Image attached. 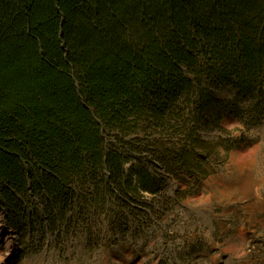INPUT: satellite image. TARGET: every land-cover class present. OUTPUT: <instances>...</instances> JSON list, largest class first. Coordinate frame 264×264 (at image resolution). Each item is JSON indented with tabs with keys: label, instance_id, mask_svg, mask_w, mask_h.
<instances>
[{
	"label": "trees",
	"instance_id": "trees-1",
	"mask_svg": "<svg viewBox=\"0 0 264 264\" xmlns=\"http://www.w3.org/2000/svg\"><path fill=\"white\" fill-rule=\"evenodd\" d=\"M224 113L264 125V0H0V215L25 240L109 203L150 227L246 142Z\"/></svg>",
	"mask_w": 264,
	"mask_h": 264
},
{
	"label": "rangeland",
	"instance_id": "rangeland-1",
	"mask_svg": "<svg viewBox=\"0 0 264 264\" xmlns=\"http://www.w3.org/2000/svg\"><path fill=\"white\" fill-rule=\"evenodd\" d=\"M218 97L230 98L231 88L220 90ZM227 115L223 126L243 129L246 142L232 152L224 170L202 184L197 195L175 204L165 215L155 216L150 227L139 228L133 218L123 229L113 227L109 203L106 209H92L83 216L77 210L75 221L83 228L76 240L71 233L59 241L56 232L39 228L25 240L22 232L6 227L1 214L0 264H264V203L257 214L240 216L239 200L221 192L239 181L243 163L254 157L264 198V125L248 132ZM109 135L106 131V139ZM92 188H79L81 206ZM150 205L158 207L154 202Z\"/></svg>",
	"mask_w": 264,
	"mask_h": 264
},
{
	"label": "crops",
	"instance_id": "crops-1",
	"mask_svg": "<svg viewBox=\"0 0 264 264\" xmlns=\"http://www.w3.org/2000/svg\"><path fill=\"white\" fill-rule=\"evenodd\" d=\"M228 117L232 118L229 114ZM225 119V118H224ZM234 119V118H233ZM255 158L250 157L243 163L240 179L237 183H231L229 188L221 189V192L232 199L239 200L241 211L239 215L252 216L261 211L264 198L260 192V184L255 169ZM224 201H227L226 199Z\"/></svg>",
	"mask_w": 264,
	"mask_h": 264
}]
</instances>
